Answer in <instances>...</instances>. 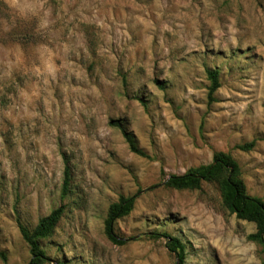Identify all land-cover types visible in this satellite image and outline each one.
I'll use <instances>...</instances> for the list:
<instances>
[{
    "label": "rangeland",
    "instance_id": "374dc122",
    "mask_svg": "<svg viewBox=\"0 0 264 264\" xmlns=\"http://www.w3.org/2000/svg\"><path fill=\"white\" fill-rule=\"evenodd\" d=\"M218 151L264 199V0H0V264H28L19 222L60 206L47 264H180L165 233L183 264H264L217 184L166 185Z\"/></svg>",
    "mask_w": 264,
    "mask_h": 264
},
{
    "label": "trees",
    "instance_id": "16d2710c",
    "mask_svg": "<svg viewBox=\"0 0 264 264\" xmlns=\"http://www.w3.org/2000/svg\"><path fill=\"white\" fill-rule=\"evenodd\" d=\"M207 74L211 82L209 97L212 99L214 92L220 87L219 71L216 68H209ZM115 124H117V122ZM124 135L132 151L144 155V152L137 147L132 134L128 131H124ZM254 146L255 140L240 144L239 146L237 145V148L247 151L251 150ZM212 158V162L208 164H200L191 167L183 174H172L166 181V185L178 190H197L202 187L204 182L217 184L221 193L220 198H222L223 206L231 214H235L238 219L255 224L256 230L247 235V240L261 246V250L264 252V199L248 192V187L243 177L242 167L238 159L234 158L230 152L218 151L215 152ZM70 178V167L66 164L62 194H66L69 190ZM136 199V195H121L118 201H114V203L110 205L104 217L105 232L107 236L115 242L123 243V241H120L116 237L114 223L119 218L129 215L133 211ZM62 214L63 206L53 209L48 215L40 218L33 229L19 222L20 234L29 246L31 254L28 264H47L49 262V256L42 247L41 242L54 233ZM165 236L169 238L167 246L171 251L176 253L178 262L183 264L187 256L186 245L176 236L169 235L168 233H165ZM0 254L4 256V253ZM57 264L66 263L58 262Z\"/></svg>",
    "mask_w": 264,
    "mask_h": 264
}]
</instances>
